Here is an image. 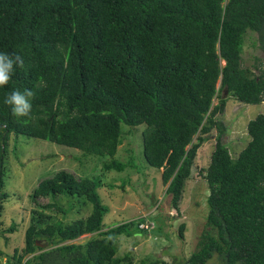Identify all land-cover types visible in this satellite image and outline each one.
Instances as JSON below:
<instances>
[{
	"label": "trees",
	"instance_id": "obj_1",
	"mask_svg": "<svg viewBox=\"0 0 264 264\" xmlns=\"http://www.w3.org/2000/svg\"><path fill=\"white\" fill-rule=\"evenodd\" d=\"M248 32L264 50V0H0V52L24 59L0 87V239L15 231L1 220L10 135L108 156L103 170L120 172L129 165L115 158L121 124H144L143 157L160 171L179 215L197 151L216 130L201 169L209 189L205 227L189 256L173 263L214 257L218 264H264V114L248 121L249 140L235 156L221 142L225 128L216 119L229 97L250 105L264 100V62L255 58L251 69L242 61ZM26 89L35 93L33 118L17 119L4 99ZM99 183L63 169L40 179L30 196L48 201L31 215L21 248L8 255L0 247L5 264L158 263H135L131 250L116 255L118 235L143 236L153 227L141 226L149 222L145 215L105 227ZM60 195L91 209L68 223L47 221L43 210L66 215L75 208L68 200L61 206ZM84 234L86 242H72Z\"/></svg>",
	"mask_w": 264,
	"mask_h": 264
},
{
	"label": "rangeland",
	"instance_id": "obj_2",
	"mask_svg": "<svg viewBox=\"0 0 264 264\" xmlns=\"http://www.w3.org/2000/svg\"><path fill=\"white\" fill-rule=\"evenodd\" d=\"M242 58L243 65L251 69L258 62L255 58L264 62V50L260 48L256 33L248 32L246 35ZM216 102L215 99L214 103ZM258 113L264 114V100L259 105H250L229 97L224 111L216 116L225 128L220 134V140L228 147L232 156L249 140L246 125ZM144 128V124L135 127L121 124L122 141L115 158L128 162L129 165L120 172L103 170L102 163L108 156L83 155L75 148L47 140L22 135L15 138L13 134L10 135L4 163V191L9 194V198L4 202L1 220L5 228L14 224L15 231L6 233L8 239H0L2 251L10 255L13 248H21L24 230L31 215L36 216L35 211H41V205L48 201L46 198L32 200V190L40 179L63 169L75 176L85 175L100 180L97 193L108 209L103 218L105 227H112L138 216L147 217L153 227L152 231L143 236L118 235L116 255H123L131 250L130 255L135 263L142 259L159 260L156 264H174L175 260L187 258L195 249L198 236L205 227L209 189L202 178L201 169L209 161L219 133L213 130L198 149L190 177L185 181L179 215H176L170 205V197L165 193V185L160 180V171L147 165L143 157ZM55 200L61 206H67V200L71 201L75 208L66 215L55 210H43L48 216L46 220L50 222L61 220L68 223L78 216L86 215L91 209L90 203L82 204L80 199L60 195ZM76 209L79 211L76 212ZM181 223L185 224L182 236L178 233ZM89 238V234H84L72 242L83 243ZM0 261V264H5V256H0ZM206 264H218V261L213 257Z\"/></svg>",
	"mask_w": 264,
	"mask_h": 264
},
{
	"label": "clouds",
	"instance_id": "obj_3",
	"mask_svg": "<svg viewBox=\"0 0 264 264\" xmlns=\"http://www.w3.org/2000/svg\"><path fill=\"white\" fill-rule=\"evenodd\" d=\"M16 67H24V59L21 55L0 52V87L8 85L12 81ZM40 86H43V82ZM34 96L35 93L30 89H26L23 93L19 90H13L4 99V104L10 107L13 117L32 119V99Z\"/></svg>",
	"mask_w": 264,
	"mask_h": 264
},
{
	"label": "built area",
	"instance_id": "obj_4",
	"mask_svg": "<svg viewBox=\"0 0 264 264\" xmlns=\"http://www.w3.org/2000/svg\"><path fill=\"white\" fill-rule=\"evenodd\" d=\"M141 226L148 227V228L151 227L150 224H149V222H145V223L141 224Z\"/></svg>",
	"mask_w": 264,
	"mask_h": 264
},
{
	"label": "water",
	"instance_id": "obj_5",
	"mask_svg": "<svg viewBox=\"0 0 264 264\" xmlns=\"http://www.w3.org/2000/svg\"><path fill=\"white\" fill-rule=\"evenodd\" d=\"M37 244H39V243H37ZM39 245H46V243H42V244H39Z\"/></svg>",
	"mask_w": 264,
	"mask_h": 264
}]
</instances>
